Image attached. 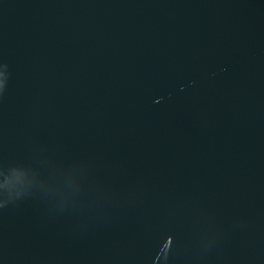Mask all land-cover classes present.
<instances>
[{
    "label": "water",
    "instance_id": "95a60500",
    "mask_svg": "<svg viewBox=\"0 0 264 264\" xmlns=\"http://www.w3.org/2000/svg\"><path fill=\"white\" fill-rule=\"evenodd\" d=\"M0 264H264V0H0Z\"/></svg>",
    "mask_w": 264,
    "mask_h": 264
},
{
    "label": "clouds",
    "instance_id": "9594fccd",
    "mask_svg": "<svg viewBox=\"0 0 264 264\" xmlns=\"http://www.w3.org/2000/svg\"><path fill=\"white\" fill-rule=\"evenodd\" d=\"M2 87H3V80L0 79V88H2Z\"/></svg>",
    "mask_w": 264,
    "mask_h": 264
}]
</instances>
